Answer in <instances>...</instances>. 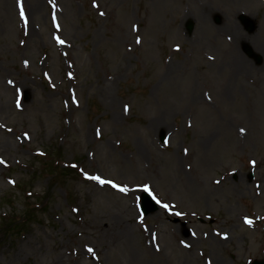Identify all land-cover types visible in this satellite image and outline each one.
Here are the masks:
<instances>
[{"label":"rangeland","instance_id":"rangeland-1","mask_svg":"<svg viewBox=\"0 0 264 264\" xmlns=\"http://www.w3.org/2000/svg\"><path fill=\"white\" fill-rule=\"evenodd\" d=\"M22 7L0 0V264L264 259V1Z\"/></svg>","mask_w":264,"mask_h":264},{"label":"trees","instance_id":"trees-1","mask_svg":"<svg viewBox=\"0 0 264 264\" xmlns=\"http://www.w3.org/2000/svg\"><path fill=\"white\" fill-rule=\"evenodd\" d=\"M57 168L55 167L54 169H57ZM62 170L64 172L69 171L68 168H63ZM26 209H27V211L23 215L17 214V213L16 214L11 213V214H7L5 216H2V221H4V223L2 224L3 230H1V231L4 232V234H6L5 229H10L11 232H13V234L21 233L23 228L25 227V224H27V222H30V218L34 214V210L31 209L29 206H27Z\"/></svg>","mask_w":264,"mask_h":264},{"label":"water","instance_id":"water-1","mask_svg":"<svg viewBox=\"0 0 264 264\" xmlns=\"http://www.w3.org/2000/svg\"><path fill=\"white\" fill-rule=\"evenodd\" d=\"M189 29H191V27ZM141 204H142L141 210L144 215H147L149 212H152L153 210L157 209V205L153 203V201L150 199L148 194L145 193L143 194ZM251 264H264V260H260V261L254 260Z\"/></svg>","mask_w":264,"mask_h":264},{"label":"snow or ice","instance_id":"snow-or-ice-1","mask_svg":"<svg viewBox=\"0 0 264 264\" xmlns=\"http://www.w3.org/2000/svg\"><path fill=\"white\" fill-rule=\"evenodd\" d=\"M18 4L20 5V15H21V17L23 18V17H25V13H24V11H23V7H22V0H18ZM57 39H59V38H57ZM60 43H63V41L61 40L60 41ZM3 161L2 160H0V163H2ZM85 175H86V177H87V173H85ZM88 178H90V179H93V180H96L97 182H99L100 184H105V183H107V184H111L113 187H120V186H118V185H116L113 181H105V180H103L101 177H99V176H93V177H88ZM146 188H147V186H146ZM120 190L121 191H126V189L125 188H120ZM164 207L165 208H167L168 207V205H164ZM249 223H251V221H248ZM89 251H92V249H89Z\"/></svg>","mask_w":264,"mask_h":264},{"label":"bare ground","instance_id":"bare-ground-1","mask_svg":"<svg viewBox=\"0 0 264 264\" xmlns=\"http://www.w3.org/2000/svg\"><path fill=\"white\" fill-rule=\"evenodd\" d=\"M240 39H241L242 41H244V37H241ZM240 39H239V40H240ZM239 62H240V61H239ZM156 123H157V122H156ZM99 224H100L102 227H104V228L107 229V227H105V224H104L102 221H100ZM109 227H110V226H109ZM222 237L224 238V236H222ZM219 242L222 243V240H219Z\"/></svg>","mask_w":264,"mask_h":264}]
</instances>
